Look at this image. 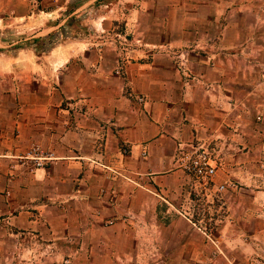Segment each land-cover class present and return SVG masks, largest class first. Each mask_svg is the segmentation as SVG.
<instances>
[{
	"label": "crops",
	"instance_id": "crops-1",
	"mask_svg": "<svg viewBox=\"0 0 264 264\" xmlns=\"http://www.w3.org/2000/svg\"><path fill=\"white\" fill-rule=\"evenodd\" d=\"M216 6L114 2L101 26L162 48L76 36L51 52L59 81L0 102V264H264V54ZM193 145L208 183L179 165Z\"/></svg>",
	"mask_w": 264,
	"mask_h": 264
},
{
	"label": "rangeland",
	"instance_id": "rangeland-1",
	"mask_svg": "<svg viewBox=\"0 0 264 264\" xmlns=\"http://www.w3.org/2000/svg\"><path fill=\"white\" fill-rule=\"evenodd\" d=\"M119 0H0V102L6 103L19 96H26L27 85L39 88L37 82L54 79L63 66L52 63L51 52L73 37L85 38L86 46L97 50H114L124 54L133 49H161L131 39L123 22L109 26L99 24ZM155 1V0H151ZM186 4L209 3L207 11L233 20L237 41L242 49L249 43L257 44L258 56L264 53V0H179ZM85 5L82 9H77ZM59 6L61 8H59ZM104 17V18H103ZM99 21L97 24L96 22ZM109 21V20H108ZM60 23V24H57ZM57 24V25H56ZM117 32L118 35L111 36ZM130 33V34H129ZM254 36L249 38V36ZM118 56V58H119ZM52 63V64H51ZM121 59L115 62L116 72L121 70ZM52 77V78H51ZM12 84H21L16 93ZM6 264V263H4Z\"/></svg>",
	"mask_w": 264,
	"mask_h": 264
},
{
	"label": "built area",
	"instance_id": "built-area-1",
	"mask_svg": "<svg viewBox=\"0 0 264 264\" xmlns=\"http://www.w3.org/2000/svg\"><path fill=\"white\" fill-rule=\"evenodd\" d=\"M27 158L33 161L34 166L39 167L45 159L50 158V155L35 149ZM179 165L184 172L205 183L212 181L216 175L217 161L207 146L193 145L186 149L179 159ZM227 185L228 187L235 186L233 182ZM225 187L226 185L222 184L218 189L223 190Z\"/></svg>",
	"mask_w": 264,
	"mask_h": 264
}]
</instances>
